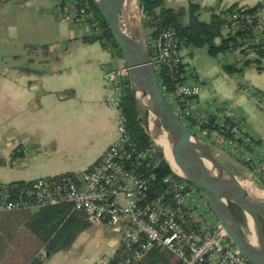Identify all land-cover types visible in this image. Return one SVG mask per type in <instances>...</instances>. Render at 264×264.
<instances>
[{"label": "crops", "instance_id": "crops-1", "mask_svg": "<svg viewBox=\"0 0 264 264\" xmlns=\"http://www.w3.org/2000/svg\"><path fill=\"white\" fill-rule=\"evenodd\" d=\"M199 3L205 22L211 8L220 12L234 4L259 5L264 16V0ZM164 5L186 9L188 0H164ZM86 34L60 20L52 0L0 2V185L81 174L118 138V113L105 76L119 60L97 42L84 43ZM183 53L203 83L198 103L218 100L241 114L258 142L254 163L264 164V112L206 50H195L192 57ZM262 68L250 64L239 81L264 96V60ZM119 243L113 229L91 224L68 249L44 254L43 264H101L115 256Z\"/></svg>", "mask_w": 264, "mask_h": 264}, {"label": "built area", "instance_id": "built-area-1", "mask_svg": "<svg viewBox=\"0 0 264 264\" xmlns=\"http://www.w3.org/2000/svg\"><path fill=\"white\" fill-rule=\"evenodd\" d=\"M52 1L60 20L84 28L87 34L92 32L95 24L88 22L91 16L87 13L89 6L85 0ZM257 18L252 29V43L261 44L264 50V16L259 12ZM237 19L238 15L235 14L230 18V23L225 24V34L236 30L239 24ZM248 23H251V19H248ZM154 46L158 48V54L152 58L155 71L156 68L165 67L174 76L178 74L179 67L185 65V73L180 76L183 80L176 84L174 92L166 93V88L159 82L175 115L209 147L222 150L242 162L255 160L252 131L246 119L218 100L208 106L198 103L203 83L186 63L175 31L169 29L162 32ZM248 47L249 44L245 42L237 48L219 53L216 59L222 66L233 64L241 67L246 60L257 58L256 52ZM128 75L125 61L120 59L117 67L105 76L109 92L113 95L110 103L118 113V138L100 160L81 174L38 178L21 188H8L7 184H1L0 214L36 212L60 203L71 204L91 224L105 225L119 234L118 256L101 264H139L156 247L173 253L180 264H251L229 239L203 191L185 178L174 172L175 178L163 180V192L154 198L150 196L148 179L137 172L141 159L146 158L148 153L138 152L128 140L125 118L119 106L120 83L128 79ZM233 75L248 98L264 112V96L240 83V75ZM184 101L185 107L181 104ZM208 113L219 114L221 121L225 117L231 118L236 124L232 130L233 137L225 139L211 135L203 128ZM237 138L245 146H250L252 151L239 146ZM262 172L263 163L258 164L252 173L258 179Z\"/></svg>", "mask_w": 264, "mask_h": 264}, {"label": "trees", "instance_id": "trees-1", "mask_svg": "<svg viewBox=\"0 0 264 264\" xmlns=\"http://www.w3.org/2000/svg\"><path fill=\"white\" fill-rule=\"evenodd\" d=\"M85 1L89 6L87 13L91 16L88 22L95 26L91 33L82 38L83 42L88 44L97 42L108 50L113 58L123 59L103 16L91 0ZM138 1L143 14L142 21L151 58H155L158 54V48L154 46V43L161 38L162 32L172 29L175 31L180 48L187 52L188 57H192L195 50L205 49L208 55L216 58L219 53L237 48L247 42L248 48L256 52L257 58L246 60L241 67L233 64L223 65L224 71L231 75H242L245 67L252 63L256 65L258 71L263 69L264 50L261 44L252 43L254 37L252 29L258 21L259 5L240 7L234 4L220 12L211 8L210 20L205 22L200 18L203 12L200 0H188L187 8L181 10L165 7L164 0ZM235 14L238 15L239 24L234 32L225 34L224 26L230 23V18ZM248 19H251V23H248ZM218 39L219 42H217ZM184 66L179 67L178 74L174 76L165 67L156 68L157 77L166 88V93L174 92L176 84L183 80L180 76L185 73ZM120 93L119 106L125 118L126 136L138 152L148 153L146 158L141 159L137 172L148 179L151 188L150 196L154 198L165 189L163 180L168 177L175 178L176 175L144 129L127 78L120 83ZM181 104L185 107L186 102ZM235 125L229 117L221 121L219 114L208 113L207 122L203 124V128L207 129L211 135L216 134L228 139L233 137L232 130ZM244 135L247 136V134ZM236 141L239 146L252 151L251 147L245 146L240 138ZM253 144L256 146L258 142L253 139ZM255 161L239 162H242L249 171L254 172ZM258 180L264 188V172L259 174ZM26 183L11 182L7 185L8 188H21ZM229 205L234 218L246 229L247 219L244 213L232 203ZM262 223L264 226V220ZM90 226L91 223L86 220L84 214L74 210L68 203L43 207L36 212L14 211L0 214V264H43L44 254L53 255L68 249L78 235ZM118 252L119 250L115 253V257L118 256ZM114 260L115 258L112 262ZM139 264H180V261L167 249L156 247L146 254Z\"/></svg>", "mask_w": 264, "mask_h": 264}, {"label": "water", "instance_id": "water-1", "mask_svg": "<svg viewBox=\"0 0 264 264\" xmlns=\"http://www.w3.org/2000/svg\"><path fill=\"white\" fill-rule=\"evenodd\" d=\"M91 1L103 16L128 67L137 113L151 141L171 167L165 148L158 144L162 137L166 139L172 161L182 175L171 168L172 171L203 191L218 222L242 255L251 264H264V202L246 198L240 179L170 108L152 63L139 1L134 2L131 25L119 13L118 6L124 0ZM230 203L244 213L247 229L254 232V244L248 240L250 235L246 229L234 218Z\"/></svg>", "mask_w": 264, "mask_h": 264}, {"label": "bare ground", "instance_id": "bare-ground-1", "mask_svg": "<svg viewBox=\"0 0 264 264\" xmlns=\"http://www.w3.org/2000/svg\"><path fill=\"white\" fill-rule=\"evenodd\" d=\"M134 2L135 0H124L121 1L118 8H119V13L121 14V18L128 22L130 25L133 23L134 20ZM158 144L163 146L166 150L168 161L171 164V168L178 174H181V172L177 169V167L174 165L172 158L170 156L169 150V144L166 141L165 138H161L160 141H158ZM168 151V152H167ZM182 175V174H181ZM241 186L243 187L245 191V196L248 199L251 200H258L264 202V192L261 191L260 187H258L254 182L250 180H242L240 181ZM248 240L254 244L255 243V238L254 236H248Z\"/></svg>", "mask_w": 264, "mask_h": 264}, {"label": "rangeland", "instance_id": "rangeland-1", "mask_svg": "<svg viewBox=\"0 0 264 264\" xmlns=\"http://www.w3.org/2000/svg\"><path fill=\"white\" fill-rule=\"evenodd\" d=\"M199 52L200 53H204L205 49H199ZM190 60H192L194 62V58H190ZM210 148H211V151L213 152V154L232 173H234L240 179V181H242V180H250V181L254 182L258 187L264 189L263 186L260 184V181L255 176V174H253L251 171H249L246 166L244 167L243 164H241L242 162H239L237 159L231 157L229 154H227L226 152H224L222 150H218L217 148L215 149L212 146H210ZM246 232H247L248 235L254 236V232L253 231H249L247 228H246Z\"/></svg>", "mask_w": 264, "mask_h": 264}]
</instances>
